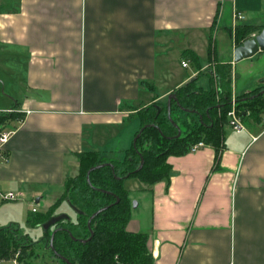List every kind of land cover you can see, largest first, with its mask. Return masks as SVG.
I'll use <instances>...</instances> for the list:
<instances>
[{"label":"crops","instance_id":"obj_1","mask_svg":"<svg viewBox=\"0 0 264 264\" xmlns=\"http://www.w3.org/2000/svg\"><path fill=\"white\" fill-rule=\"evenodd\" d=\"M240 26L251 37L264 30V0H0V114L12 111L0 131L11 132L0 190L44 202V223L33 226L44 237L78 157L122 160L140 129L136 112L167 104L212 67L210 53L232 67V94L264 82L236 76L255 56L233 61ZM196 84L210 89L206 76ZM243 124L225 127L217 160L204 145L167 158L168 182L124 181L136 202L127 230L146 236L152 264H264V125Z\"/></svg>","mask_w":264,"mask_h":264},{"label":"trees","instance_id":"obj_2","mask_svg":"<svg viewBox=\"0 0 264 264\" xmlns=\"http://www.w3.org/2000/svg\"><path fill=\"white\" fill-rule=\"evenodd\" d=\"M253 32L252 28L237 27L235 40L238 46ZM212 67L198 74V77L209 78L210 89L199 87L197 77L173 91L169 117L166 104L161 103H152L136 112L140 129H144L126 151L124 159L100 158L94 153L78 157L79 174L65 180L63 195L44 217L47 221L44 240L53 258L65 260L67 264H152L146 236L127 230L132 202L123 183L128 179H136L147 186L168 182L170 167L167 158L185 155L199 142L212 147L218 159L228 123L227 113L232 104V77L229 64L216 62ZM263 91L264 88H255L235 97V110L243 123L261 121ZM11 116L0 117V131ZM141 160L143 166L138 169ZM106 163L111 166L91 171L87 182L88 170ZM64 200L78 211L75 222L65 217L52 218V213ZM105 207L107 209L96 215L88 226L90 216ZM39 220L43 221L28 220V223L36 225ZM54 230L52 252L49 240ZM14 246L15 249L20 247L10 235L0 230V256Z\"/></svg>","mask_w":264,"mask_h":264},{"label":"rangeland","instance_id":"obj_3","mask_svg":"<svg viewBox=\"0 0 264 264\" xmlns=\"http://www.w3.org/2000/svg\"><path fill=\"white\" fill-rule=\"evenodd\" d=\"M251 34L252 33L248 34L246 39L253 38L257 35H253L251 37ZM210 61L212 62V65H214V63L216 62H219L211 53ZM196 69L197 67L195 65H191L189 67V71ZM236 70V76H239L240 74H242V70H245V72H243V75L246 76L243 78L244 81H247L249 79H251L252 81L257 77L264 81V55H261V57L255 55L251 59V61H243L242 63H240V65H238ZM233 74L234 72L232 71L231 67V77L233 76ZM204 85L208 87L207 80L203 82V86ZM256 88H264V82H262V84H258ZM245 93L248 92H240L238 95L232 94L231 98L232 100H234L235 97L242 96ZM4 115L6 114L1 113L0 117ZM118 157L120 159H124L125 154H119ZM78 174L79 168L76 172V175ZM130 182L131 180L128 182V185L130 184ZM0 204H3V207L0 211V230H2L3 233L7 234V236L10 235L14 239L16 244L18 243L20 247L28 246L27 248L23 249H21L20 247L15 249L14 246L10 248V250H7L6 253L4 252L2 254L3 256H0V261H2L3 264H11L13 261L19 262L21 264H62L61 261L59 262V260L53 258L50 251L47 249V245L43 237V231L38 228L33 230L34 224L32 222L36 221L37 219H41V214L45 212L42 208L44 202L36 204L35 199L27 200L26 198H23L16 202L0 200ZM71 208L73 209V206L71 207V205H68L67 201L64 200L56 208L57 210L55 209V212L60 213L61 211L66 210V213L70 215L69 220L75 222L78 213L75 210L74 211L76 213H73L71 211ZM32 209H34L35 211L32 212ZM28 220L32 222L28 223ZM41 223L44 222L41 221L40 224Z\"/></svg>","mask_w":264,"mask_h":264},{"label":"water","instance_id":"obj_4","mask_svg":"<svg viewBox=\"0 0 264 264\" xmlns=\"http://www.w3.org/2000/svg\"><path fill=\"white\" fill-rule=\"evenodd\" d=\"M258 52H264V30H262L259 34H257L256 36H254L253 38L247 39L245 40L242 45H240L239 47L234 49L233 52V61L234 62H239L241 60L244 59H249L251 57H253L254 55H256ZM262 94H264V91L262 92ZM174 98L173 94H170L167 98V114L169 117L170 114V101L171 99ZM144 128H141L138 132V134L134 137L133 139V143H135L136 139L139 137L140 133L142 132ZM180 135V131L178 130V136ZM111 166L110 164L106 163V164H100L98 166L92 167L88 170L87 172V182L88 181V176L90 174L91 171L95 170V169H99L101 167L104 166ZM143 166V160H141L140 166L138 169H140ZM132 208H136V202L133 201L132 202ZM105 209H107V207L102 208L100 210H98L97 212H95L94 214H92L87 222V225H90V221L96 216L98 215L100 212L104 211ZM56 219V218H55ZM53 222V220L51 221ZM56 232V230H54L50 236V240H49V249L53 252V246H52V241H53V236L54 233ZM92 237V235H91ZM65 264H67V262L65 260H62Z\"/></svg>","mask_w":264,"mask_h":264},{"label":"built area","instance_id":"obj_5","mask_svg":"<svg viewBox=\"0 0 264 264\" xmlns=\"http://www.w3.org/2000/svg\"><path fill=\"white\" fill-rule=\"evenodd\" d=\"M235 20L242 21L244 20V16L240 13H237L235 15ZM187 64L185 62L182 63V67H186ZM7 114H12V111H8ZM227 127L230 128L235 133H241L245 130V126L243 124V121L241 120L240 116L236 113L235 106H234V100H232L231 109L227 113ZM261 123L264 125V114L261 118ZM11 135V132H1L0 133V161L1 162H7V157L3 154V146L8 141L9 137ZM204 144L202 142H199L195 145H193L189 152H195L199 148L203 147ZM23 198V195L19 192H3L0 190V200L1 201H9V202H16ZM35 210L32 209V212ZM0 264H3L2 261H0ZM11 264H21L19 262L13 261Z\"/></svg>","mask_w":264,"mask_h":264}]
</instances>
